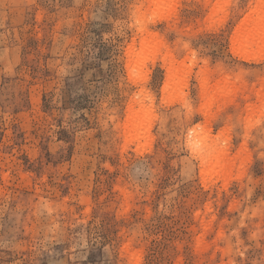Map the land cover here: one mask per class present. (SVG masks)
<instances>
[{
    "label": "rangeland",
    "instance_id": "374dc122",
    "mask_svg": "<svg viewBox=\"0 0 264 264\" xmlns=\"http://www.w3.org/2000/svg\"><path fill=\"white\" fill-rule=\"evenodd\" d=\"M263 4L0 0V264H264Z\"/></svg>",
    "mask_w": 264,
    "mask_h": 264
},
{
    "label": "bare ground",
    "instance_id": "6f19581e",
    "mask_svg": "<svg viewBox=\"0 0 264 264\" xmlns=\"http://www.w3.org/2000/svg\"><path fill=\"white\" fill-rule=\"evenodd\" d=\"M249 22L251 29L247 31V33L241 37V39L247 43H264V4L256 11L254 18H252ZM261 91L262 88L257 92L258 97L260 96ZM197 141L198 136L195 134H192L187 138L188 145L191 146L196 144ZM199 155L201 159L206 161V166L209 169L221 167L224 164L223 153L216 151L214 148L200 152Z\"/></svg>",
    "mask_w": 264,
    "mask_h": 264
}]
</instances>
